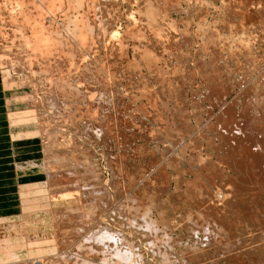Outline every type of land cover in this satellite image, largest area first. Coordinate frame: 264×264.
<instances>
[{"label":"rangeland","instance_id":"obj_1","mask_svg":"<svg viewBox=\"0 0 264 264\" xmlns=\"http://www.w3.org/2000/svg\"><path fill=\"white\" fill-rule=\"evenodd\" d=\"M21 1L26 3L21 4ZM19 5L21 7L18 8ZM25 5H29V9H34L35 5L38 13H35V9L29 11ZM46 7H51L54 14ZM64 7L71 15H68L70 21L67 20L68 13ZM26 9L34 22H42H38L40 26L36 22L32 25L34 22L23 14ZM54 9L58 10L56 15ZM20 13L26 15L24 17L28 23H32L26 26V19L23 21L19 18ZM38 14H42L45 23ZM51 14L55 17H51ZM45 16L55 20L52 22ZM74 16L83 21L88 20L85 24L91 33L88 31L86 36L82 23L76 21ZM14 18H18L19 25ZM0 22V70L6 71L12 78L4 82L7 94L3 99L4 106L7 103L8 110L9 102L11 114L19 111L31 116L27 122L29 125L24 126V133L15 130L14 139L9 133L12 156L5 157H10L5 165L15 169L20 185L31 184L37 189L35 195L19 200L14 208L7 207L0 216L17 215L21 220L24 216L38 215L40 219L37 222L41 221L47 227L38 224L29 232L41 236H59L64 218L70 216L59 213L50 216L45 211H60L82 204L85 205V211L87 208L92 211L97 200L99 202L102 199L100 208L103 222L114 228L116 239H121L122 235L133 241L134 250L145 256L144 264H165L160 250L167 249L170 261L176 264H264V0H0ZM12 22L21 26L24 30L20 27V31H24V34L20 35V31L19 34L15 33L17 30L12 32ZM156 23L163 25L158 27ZM42 26L44 30L46 27L45 31L49 35L46 32L44 34V30L40 32ZM33 27L37 29L36 33ZM61 30L66 32L63 34ZM42 34L49 36L50 41H47L53 45ZM52 34L56 35L55 39H51ZM28 35L41 39L32 40ZM23 37L29 39L25 42ZM70 37H75L74 41ZM87 37L91 40L89 43ZM78 40L81 47L75 43ZM42 41L44 46L52 47L51 51L48 46L39 48ZM86 43L91 45L92 50ZM26 49L27 52H24ZM248 50L250 53L247 54ZM46 52L48 55L43 58ZM57 52H64L61 55L73 53L76 61L73 70L69 66L67 73L66 65L69 62L65 61L66 55L61 56L60 61V56L56 57L59 55ZM80 55L86 61H81ZM35 63L38 69L34 68ZM74 69L77 71L74 72ZM71 73H76L75 77L68 75ZM41 81L47 82L44 84ZM55 81H61L60 90ZM63 81L66 84L71 81V87L67 84V89L65 87L64 92H59L63 88ZM51 82H55L54 85ZM72 89L75 91L72 92ZM49 90L51 93L54 91V95L47 94ZM61 93L66 100L60 96ZM54 97L56 105L53 103ZM16 121L14 119L12 122ZM63 147L67 149L64 155L60 153ZM88 167L94 168L97 176L101 177V180L96 179L98 182L94 180L95 177L92 180L97 183L95 186H99L97 189L100 192L96 188L95 192L90 191L88 198L94 200L90 198L92 202L85 200L83 203L82 193L77 188L83 186L82 189H87L91 182L92 174L88 172ZM73 180L80 182L75 183L78 186L63 191L66 188L64 182L66 184ZM94 182L91 183L92 188ZM44 186L51 192L38 190ZM34 207L36 211H32ZM216 216L221 220L225 218L221 223ZM17 220L11 221L15 223ZM224 220L227 222L224 223ZM89 223V231L92 229L96 234V230L101 229ZM148 224L154 225V231L148 229ZM21 228L22 225L17 231L25 236V229L22 231ZM55 239V245L45 242L48 248L40 241L31 243V246L24 243L22 247L29 246L26 254L35 256L46 253V249L55 247L56 250L59 238Z\"/></svg>","mask_w":264,"mask_h":264},{"label":"bare ground","instance_id":"obj_2","mask_svg":"<svg viewBox=\"0 0 264 264\" xmlns=\"http://www.w3.org/2000/svg\"><path fill=\"white\" fill-rule=\"evenodd\" d=\"M54 1V0H53ZM60 1H62V0H60ZM82 1V0H81ZM95 1V0H94ZM137 1V0H136ZM228 1V0H227ZM14 2V1H13ZM20 2V1H19ZM173 2V1H172ZM22 3H24V2H22L21 1V4ZM26 3V2H25ZM24 3V4H25ZM52 3H55V2H52ZM52 3H50L51 5H52ZM59 3H61V2H59ZM83 3V2H82ZM110 3V2H109ZM16 4H18V3H16ZM50 4H48V5H50ZM70 4V3H69ZM69 4H67V5H69ZM175 4V3H174ZM47 5V6H48ZM59 5V4H58ZM58 5H55V6H57L58 7ZM67 5H65L66 7H67ZM72 5H73V3H72ZM102 5V4H101ZM137 5V4H136ZM146 5V4H145ZM14 6V5H13ZM23 6V5H22ZM26 6V8L29 10V11H33L34 9V11H35V13H36V9L37 8H35V5H34V9L32 8H30L29 9V5H28V7H27V5H25ZM24 6V7H25ZM42 6V5H41ZM70 6V5H69ZM68 6V7H69ZM4 7H6V6H4ZM19 7H21L20 5L18 6V8ZM31 7H33V6H31ZM44 7V6H43ZM62 7H63V5H62ZM140 7V6H139ZM145 7V6H144ZM150 7V6H149ZM175 7V6H174ZM18 8L16 9V10H18ZM23 8V7H22ZM40 8V7H39ZM38 8V9H39ZM46 8H49V7H46ZM45 8V9H46ZM51 8V7H50ZM50 8L49 9H47L48 11L50 10ZM53 8H54V6H53ZM65 8V7H64ZM63 8V9H64ZM114 8V7H113ZM146 8V7H145ZM160 8H162V7H160ZM1 9H2V7H1ZM26 9V10H27ZM42 9V8H41ZM69 9V8H68ZM148 9V8H147ZM151 9V8H150ZM150 9H149V13H150ZM170 9V8H169ZM3 10V9H2ZM13 10V9H12ZM15 10V9H14ZM21 10H23V9H21ZM27 10V11H28ZM46 10V11H47ZM65 10L67 11V17H65V18H67V20L68 21H70L69 19H70V17L69 16H71V15H69L70 13L68 12V10L65 8ZM181 10V9H180ZM24 11V10H23ZM26 11V13H23V12H21V13H23V14H26L27 15V18H28V20L30 19V21L32 20L31 19V17L29 16L31 13H29V11L27 12ZM41 11V10H40ZM43 11V10H42ZM54 11H55V9H54ZM58 11V10H57ZM57 11H55V15H56V12ZM147 11V10H146ZM152 11V13H153V10H151ZM156 11H157V9H156ZM2 12V11H1ZM18 12H19V10H18ZM49 12H53L52 10H50ZM77 12V11H76ZM238 12V11H237ZM10 13H13V12H10ZM17 13V12H16ZM20 13V17L19 18H22L23 19V21H24V19H26L24 16H26V15H22ZM37 13H38V11H37ZM41 13V12H40ZM46 13V12H45ZM45 13H43L44 15H45ZM66 13V12H65ZM84 13V12H83ZM82 13V14H83ZM87 14H88V12H86ZM139 13V12H138ZM165 13V12H164ZM168 13V12H167ZM33 14V13H32ZM47 14H48V12H47ZM53 14H54V12H53ZM53 14H51V15H53ZM61 14V13H60ZM77 14H78V12H77ZM162 14H163V12H162ZM12 14H10V16H11ZM17 15H18V13H17ZM16 15V16H17ZM39 16H42V14H38ZM38 15H34V17L35 16H38ZM49 15H50V13H49ZM55 15H53V16H51V17H55ZM69 15V16H68ZM119 15V14H118ZM152 15V14H151ZM29 16V17H28ZM33 16V15H32ZM38 16V17H39ZM47 16V15H46ZM45 16V17H46ZM76 16V15H75ZM74 16V17H75ZM140 16V15H139ZM160 16V15H159ZM8 17H9V15H8ZM14 17H15V15H14ZM33 17V18H34ZM43 17V16H42ZM42 17L40 18V19H42ZM49 17V16H48ZM48 17H46V18H48ZM77 17H79V16H77ZM151 17H153L154 18V16H151ZM157 17V16H156ZM243 17V16H242ZM16 18V17H15ZM13 19V20H15V21H17V19ZM37 18V17H36ZM38 18V19H39ZM45 18V19H46ZM72 18V17H71ZM147 18V17H146ZM165 18V17H164ZM10 19H11V17H10ZM49 19L50 20H52V22H53V20H55V18H53V19H51L50 17H49ZM61 19V18H60ZM62 19H63V17H62ZM75 19H76V21H79L80 22V24L82 23V28H83V33H85L86 32V36H87V34H89L88 33V31H90V29H89V26L87 25V24H85L87 21H83L82 19H80V17L79 18H76L75 17ZM149 19V18H148ZM147 19V20H148ZM157 19H158V17H157ZM159 19H160V17H159ZM162 19V18H161ZM243 19H244V17H243ZM21 20V19H20ZM34 20H35V18H34ZM43 23H45L44 22V17H43ZM48 20V19H47ZM49 20V21H50ZM94 20V19H93ZM155 20V19H154ZM153 20V21H154ZM166 20H167V17H166ZM245 20V19H244ZM22 20H21V22H23ZM164 21V20H163ZM167 21H169V20H167ZM4 22H5V20H4ZM32 22H34L33 20H32ZM31 22V23H32ZM36 22V21H35ZM35 22L32 24V25H35ZM38 22H41V21H39V20H37V22H36V24L38 23ZM48 22V21H47ZM51 22V21H50ZM72 22V21H71ZM159 22V21H158ZM1 23V22H0ZM13 24H14V26H13V28H11V31L12 32H14V31H16L15 33H18V31H20L21 30V28L20 27H18V25L20 24V22H18L17 21V23H18V25H17V23H15V22H12ZM26 26H28L29 25V23H28V21H27V19H26ZM27 23H28V25H27ZM30 23V24H31ZM42 23V22H41ZM57 23V22H56ZM55 23V24H56ZM70 23V22H69ZM134 23V22H133ZM152 23V22H151ZM240 23V22H239ZM244 23V22H243ZM3 24V23H2ZM39 24V23H38ZM74 24H75V21H74ZM78 24V23H77ZM157 24V23H156ZM9 25V24H8ZM25 25V24H24ZM41 24H39L38 26H40ZM45 25V24H44ZM43 25V26H44ZM49 25V24H48ZM65 25V24H64ZM138 25V24H137ZM158 25V27L161 25V23H159V24H157ZM163 25V24H162ZM161 25V26H162ZM166 25V24H165ZM3 26V25H2ZM43 26H42V28H43ZM46 26V25H45ZM52 26V25H51ZM76 26V25H75ZM79 26V25H78ZM92 26V25H91ZM90 26V27H91ZM94 26V25H93ZM102 26V25H101ZM156 26V25H155ZM174 26V25H173ZM246 26V25H245ZM7 27V26H6ZM65 27V26H64ZM80 27V26H79ZM142 27V26H141ZM171 27V26H170ZM264 27V26H263ZM25 28V27H24ZM31 28H32V26H31ZM36 28H37V26H36ZM49 28V27H48ZM63 28V27H62ZM67 28V27H66ZM69 28V27H68ZM72 28V27H71ZM92 29H93V27H91ZM8 29H10V27H8ZM12 29H15V30H12ZM38 29H39V27H38ZM50 29V28H49ZM48 29V30H49ZM53 29V28H52ZM77 29V32H78V30H79V28L77 27L76 28ZM76 29H75V32H76ZM97 29V28H96ZM162 29V28H161ZM244 29V28H243ZM22 30H24L23 28H22ZM21 30V31H22ZM27 30V29H26ZM31 29H29V31H30ZM33 30H34V27H33ZM32 30V31H33ZM37 30V29H36ZM36 30H34L35 31V33H36ZM41 30H44V28L43 29H41V27H40V32H41ZM45 30H46V27H45ZM44 30V34H45V31ZM65 30V29H64ZM63 30V31H64ZM67 30V29H66ZM165 30V29H164ZM168 30V29H167ZM209 30H210V27H209ZM20 31V32H21ZM39 31V30H38ZM50 31V30H49ZM72 31V30H71ZM159 31V30H158ZM157 31V32H158ZM161 31V30H160ZM48 32V31H47ZM46 32V33H47ZM54 32V31H53ZM61 32H62V30H61ZM66 31H64V33H65ZM69 32V31H68ZM74 32V33H75ZM82 32V30H80V33ZM237 32V31H236ZM245 32V31H244ZM30 33V32H29ZM35 33H33L34 35H36ZM41 33H43V32H41ZM51 33V32H50ZM63 33V32H62ZM63 33V34H64ZM70 33V32H69ZM90 33H91V31H90ZM141 33V32H140ZM161 33V32H160ZM230 33V32H229ZM250 33V32H249ZM13 34V33H12ZM19 34V33H18ZM22 34H24V31L23 32H21V34L20 35H22ZM31 34V33H30ZM32 34V35H33ZM37 34H38V32H37ZM48 34V33H47ZM57 34V33H56ZM206 34V33H205ZM213 34V33H212ZM221 34V33H220ZM1 35H2V32L0 31V38H1ZM25 35L27 36V34L25 33ZM33 35V36H34ZM43 35V34H42ZM49 35V34H48ZM59 35H60V32H59ZM62 35V34H61ZM77 35V34H76ZM99 35V34H98ZM113 35V34H112ZM158 35V34H157ZM160 35V34H159ZM173 35V34H172ZM25 36V37H26ZM29 36V35H28ZM31 36V35H30ZM29 36V37H30ZM39 36H40V34H39ZM51 36V35H50ZM56 36V35H55ZM55 36H54V34H52V36H51V39H55ZM65 36H67V35H65ZM70 36H71V34H70ZM77 36H79V35H77ZM80 36H81V34H80ZM110 36V35H109ZM137 36V35H136ZM161 36V35H160ZM25 37H23L24 38V41L26 40V39H29V37H27L26 39H25ZM43 38L44 37H47V35L46 36H42ZM49 37V36H48ZM47 37V38H48ZM52 37H54V38H52ZM62 37V36H61ZM60 37V38H61ZM68 37V36H67ZM76 37V36H75ZM75 37H70V39H73V41H74V38ZM81 37H83V38H85L84 36H81ZM88 37H89V35H88ZM87 37V43H89V41H91L89 38ZM104 37V36H103ZM168 37V36H167ZM208 37V36H207ZM247 37V36H246ZM22 38V39H23ZM32 38H38L37 36H35V37H32L31 36V39ZM40 38V37H39ZM38 38V39H39ZM42 38V39H43ZM136 38V37H135ZM138 38V37H137ZM6 39V38H5ZM18 39V38H17ZM16 39V40H17ZM21 39V38H20ZM41 39V38H40ZM79 39V38H78ZM81 39V38H80ZM79 39V40H80ZM159 39V38H158ZM165 39V38H164ZM189 39V38H188ZM19 40V39H18ZM33 40V39H32ZM36 40V39H35ZM46 41L47 40H49V38L48 39H45ZM45 40H43V41H45ZM75 40H77V39H75ZM77 41V42H75L76 43V45L78 44H80V41ZM101 40V39H100ZM123 40V39H122ZM20 41V40H19ZM29 41V40H28ZM31 41V40H30ZM36 41H39V40H36ZM41 41V40H40ZM42 41V42H43ZM50 41V40H49ZM49 41H47L48 43H52V42H49ZM63 41H65V39L63 40ZM71 41V40H70ZM194 41V40H193ZM218 41V40H217ZM14 42V41H13ZM16 42V41H15ZM18 42V41H17ZM26 42V41H25ZM47 42H46V44H47ZM86 42V41H85ZM162 42V41H161ZM171 42V41H170ZM178 42V41H177ZM195 42V41H194ZM20 43V42H19ZM32 43V42H31ZM31 43H29V44H31ZM34 43V42H33ZM35 43H37V42H35ZM40 43V42H39ZM75 43H74V47H75ZM86 43V44H87ZM149 43V42H148ZM18 44V43H17ZM28 44V43H27ZM43 44H45L44 42L41 44V47L39 46V48H42V45ZM55 45L57 44V43H54ZM62 44V43H61ZM39 45V44H38ZM50 45V44H49ZM51 45H53V43L51 44ZM50 45V46H51ZM54 45V46H55ZM60 45V44H59ZM71 45H72V43H71ZM90 44H87V46H88V48L90 47V50H92L91 49V45L89 46ZM93 45V44H92ZM119 45V44H118ZM169 45V44H168ZM210 45V44H209ZM225 45V44H224ZM32 46V45H31ZM34 46H36V49H37V45H35L34 44ZM45 46H48V45H45ZM45 46L43 45V47L45 48ZM53 46V47H54ZM58 46V45H57ZM82 45H79V47H81ZM134 46V45H133ZM204 46V45H203ZM29 47V46H28ZM49 47V46H48ZM104 47V46H103ZM178 47V46H177ZM23 48H24V46H23ZM31 48V47H30ZM39 48H38V50H39ZM52 49V47H49V50L51 51V49ZM59 48V47H58ZM65 48H67L66 46H65ZM76 48H78V46H76ZM83 48V47H82ZM125 48V47H124ZM46 49H47V47H46ZM57 49V48H56ZM56 49H54L55 50V52H56ZM63 49V46H62V48H61V50ZM81 49V48H80ZM79 49V50H80ZM85 49V48H84ZM38 50H37V52H38ZM58 50V49H57ZM60 50V49H59ZM60 50V51H61ZM66 51L68 50V49H65ZM65 50H63V51H65ZM79 50H77V51H75V52H78ZM81 50H83V49H81ZM87 50V49H86ZM85 50V51H86ZM233 50V49H232ZM34 52H35V50H33ZM150 51V50H149ZM244 51V50H243ZM24 52H27V49H26V51H24ZM28 52H29V50H28ZM49 52V51H48ZM53 52V51H52ZM248 52L250 53V51L248 50L247 51V54H248ZM30 53V52H29ZM40 53V52H39ZM47 53V52H46ZM45 53V55H44V57L43 58H46V56L48 55V53L46 54ZM50 53V52H49ZM58 54H59V52H57ZM62 53H64V52H62ZM62 53H60L58 56H56V57H59L58 59H60L61 58V56H64L65 57V55H66V60L65 61H67L68 60V62H69V65L67 66L66 65V67H68V69H67V73H68V70H70L69 69V66H71L70 68H71V70H73V68L75 67V56H73V53L72 52H69L70 53V55L68 54V52H66L65 53V55H61ZM80 53V52H79ZM86 53V57H88L87 56V52H85ZM88 53H90L89 51H88ZM42 53H40V55H41ZM72 54V55H71ZM168 54V53H167ZM189 54V53H188ZM237 54V53H236ZM246 54V53H245ZM33 55V54H32ZM50 55V54H49ZM145 55V54H144ZM186 55V54H185ZM81 56V55H80ZM80 56H78L77 58H79ZM156 56V55H155ZM175 56V55H174ZM32 57V56H31ZM35 57V56H34ZM53 57V55L52 56H50V58H52ZM82 58H81V61L83 60V61H86V60H84L83 59V56H81ZM86 57H85V59H86ZM93 57V56H92ZM152 57V56H151ZM232 57V56H231ZM235 57H236V55H235ZM28 58V57H27ZM26 58V59H27ZM30 58V57H29ZM50 58H48L49 59V61L50 62H52L51 60H50ZM63 58V57H62ZM188 58V57H187ZM247 58V57H246ZM24 59V58H23ZM56 59V58H55ZM88 60V59H87ZM17 61V60H16ZM40 61V60H39ZM46 61V60H45ZM60 61H61V59H60ZM80 61V59H79V63L81 62ZM150 61H151V59H150ZM235 61H237V60H235ZM63 62V61H62ZM241 62V61H240ZM32 63V62H31ZM37 63V62H36ZM34 64V68H37L36 67V65L37 64ZM39 63V62H38ZM46 63H47V61H46ZM163 63V62H162ZM228 63V62H227ZM238 63V62H237ZM257 63V62H256ZM1 64H2V60H0V67H1ZM153 64V63H152ZM210 64V63H209ZM251 64V63H250ZM26 65H27V63H26ZM46 65V64H45ZM154 65V64H153ZM31 66V65H30ZM65 66V65H64ZM74 66V67H73ZM78 66V65H77ZM162 66V65H161ZM233 66V65H232ZM24 67V66H23ZM32 67V66H31ZM79 67V66H78ZM78 67H76V68H78ZM205 67V66H204ZM39 68V67H38ZM37 68V69H38ZM56 68H58V67H56ZM55 68V69H56ZM75 68V69H76ZM89 68V67H88ZM99 68V67H98ZM129 68V67H128ZM157 68V67H156ZM183 68V67H182ZM255 68V67H254ZM64 69H65V67H64ZM74 69V70H75ZM82 69H83V66H82ZM250 69V68H249ZM259 69V68H258ZM28 70V69H27ZM42 70H44V69H42ZM85 70H87V69H85ZM152 70V69H151ZM41 71V70H40ZM77 70H75L74 72H76ZM83 71V70H82ZM154 71V70H153ZM197 71V70H196ZM24 72V71H23ZM73 72V71H72ZM87 72V71H86ZM90 72V71H89ZM92 72V71H91ZM108 72V71H107ZM218 72H219V70H218ZM253 72V71H252ZM0 75H1V86H3V95H4V97L7 95L6 93H5V90H6V88H5V86H4V82L6 81V82H8L10 79H12V78H10V74H7V72L5 71V73L4 72H2L1 70H0ZM67 73H65V75L67 74ZM71 74H73V73H71ZM71 74H68L69 76H73V77H75V75H76V73L75 74H73V75H71ZM80 74V73H79ZM79 74H77L78 76H79ZM87 74V73H86ZM109 74V73H108ZM186 74V73H185ZM199 74V73H198ZM219 74V73H218ZM260 74V73H259ZM263 74V73H262ZM143 75V74H142ZM161 75V74H160ZM171 75V74H170ZM197 75V74H196ZM50 76V75H49ZM51 76H52V74H51ZM59 76H61V73L59 74ZM81 76V75H80ZM83 76V75H82ZM118 76V75H117ZM144 76V75H143ZM46 77V76H45ZM53 77V76H52ZM64 77V76H63ZM196 77V76H195ZM207 77V76H206ZM212 77V76H211ZM49 78V77H48ZM57 78V77H56ZM60 78V77H59ZM67 78V77H66ZM78 78V77H77ZM109 78V77H108ZM140 78V77H139ZM152 78V77H151ZM258 78V77H257ZM45 79H47V78H45ZM53 79H55L54 77H53ZM62 79V78H61ZM74 79H76V78H74ZM110 79V78H109ZM123 79V78H122ZM166 79V78H165ZM256 79V78H255ZM50 80H52V79H50ZM56 80V79H55ZM63 80V79H62ZM65 80V79H64ZM78 80V79H77ZM82 80V79H81ZM81 80H79L80 82H81ZM84 80V79H83ZM175 80H176V78H175ZM205 80V79H204ZM246 80H248V79H246ZM39 81V80H38ZM47 81H49V79L47 80ZM47 81H44V82H47ZM57 81V80H56ZM55 81V82H56ZM76 81V80H75ZM148 81V80H147ZM217 81V80H216ZM257 81V80H256ZM36 83H38L37 82V80L35 81ZM34 82V83H35ZM41 82H43V81H41ZM43 82V83H44ZM55 82H53V83H55ZM61 82V81H60ZM60 82L59 83H57L58 85L60 84ZM69 82V83H68ZM67 82V84L71 87V85H70V82L71 81H68ZM77 82V81H76ZM245 82V81H244ZM52 83V82H51ZM50 83V85H52ZM65 81H63L62 83H61V88H62V90L66 87V89H67V84L65 83ZM116 83V82H115ZM218 83V82H217ZM8 84V83H7ZM33 84V83H32ZM45 84V83H44ZM43 84V85H44ZM154 84V83H153ZM54 85V84H53ZM8 86V85H7ZM45 86V85H44ZM113 86V85H112ZM218 86V85H217ZM230 86V85H229ZM60 85L58 86V89L60 90ZM70 87L68 88V90L70 89ZM168 87V86H167ZM182 87V86H181ZM207 87V86H206ZM45 88V87H44ZM49 88V87H48ZM74 88V87H73ZM178 88V87H177ZM37 89V88H36ZM47 89V88H46ZM50 89V88H49ZM111 89V88H110ZM171 89V88H170ZM224 89V88H223ZM228 89V88H227ZM59 91V92H64V90L63 91ZM150 90V89H149ZM10 91V90H9ZM35 91V90H34ZM41 91V90H40ZM44 91V90H43ZM70 91V90H69ZM73 91H75V90H73L72 89V92ZM143 91V90H142ZM196 91V90H195ZM202 91V90H201ZM253 91H254V89H253ZM36 92V91H35ZM209 92V91H208ZM225 92V91H224ZM241 92V91H240ZM259 92V91H258ZM47 94L48 93H51V91L49 90L48 92H46ZM52 93H53V95H54V91H52ZM51 93V94H52ZM58 93V92H57ZM76 93V92H75ZM246 93V92H245ZM262 93V92H261ZM44 94H45V92H44ZM51 94L50 95H48V100H49V97L51 98ZM56 94V93H55ZM62 94V93H61ZM68 94V93H67ZM88 94V93H87ZM147 94H149V93H147ZM146 94V95H147ZM193 94V93H192ZM209 94V93H208ZM217 94V93H216ZM30 95V94H29ZM257 95V94H256ZM35 96V95H34ZM60 96H63V94L62 95H60ZM81 96V95H80ZM145 96V95H144ZM244 96V95H243ZM55 97H56V95H55ZM55 97H54V102L53 103H55V105H56V101H55ZM112 97V96H111ZM147 97V96H146ZM196 97V96H195ZM217 97V96H216ZM57 98V97H56ZM63 98H64V96H63ZM68 98V97H67ZM27 99H29V98H27ZM34 99V98H33ZM32 100V99H31ZM30 100V101H31ZM58 100V99H57ZM63 100H66L65 98L63 99ZM63 100H62V103H63ZM238 100V99H237ZM34 101V100H33ZM39 101V100H38ZM43 101H44V99H43ZM252 101V100H251ZM59 102H60V100H59ZM58 101H57V104L59 103ZM169 102V101H168ZM35 103V102H34ZM48 103V102H47ZM11 104V103H10ZM221 104V103H220ZM12 105V104H11ZM13 105L14 106H16L15 105V103L13 102ZM59 105V104H58ZM64 105V104H63ZM165 105V104H164ZM9 102H8V110H7V103H6V105L4 106L5 107V109H4V113H5V115H7L8 116V120H9V126H10V133H11V135H12V138L14 139L15 138V130H22V132L24 133V126L25 125H29L27 122H29L30 120V118H31V116H27L26 114H24V113H20L19 111H17L15 114L14 113H12L11 114V110L9 109ZM37 106V105H36ZM60 106V105H59ZM29 107V106H28ZM55 107V106H54ZM69 107V106H68ZM249 107V106H248ZM37 108H38V106H37ZM44 108H46L45 106H44ZM67 108V107H66ZM247 108V107H246ZM12 109V108H11ZM35 109V108H34ZM41 109V111L43 110L42 108H40ZM57 109V108H56ZM59 109V108H58ZM65 109V108H64ZM76 109V108H75ZM166 109V108H165ZM45 110H49V109H45ZM52 109H50L49 111H51ZM16 111V110H15ZM55 111V110H54ZM54 111H52V112H54ZM228 111V110H227ZM245 111V110H244ZM168 112H170V111H168ZM231 112V111H230ZM39 113V112H38ZM43 113V112H42ZM45 113V112H44ZM43 113V114H44ZM49 113H51V112H49ZM229 113V112H228ZM233 113V112H232ZM241 113V112H240ZM243 113V112H242ZM17 114V115H16ZM40 114V113H39ZM59 114V113H58ZM46 115H47V113H46ZM60 115V114H59ZM246 115V114H245ZM42 116V115H41ZM43 116H45V115H43ZM261 116V115H260ZM39 117V116H38ZM54 117H56V116H53V118ZM69 117V116H68ZM87 117V116H86ZM158 117V116H157ZM179 117V116H178ZM21 120H23V121H21ZM37 118V117H36ZM45 118V117H44ZM61 118V117H60ZM160 118V117H159ZM14 119L15 120H17L16 122H12V121H14ZM165 119V118H164ZM217 119V118H216ZM19 120H20V122H19ZM37 120H39V118L37 119ZM40 120H41V118H40ZM155 120V119H154ZM252 120V119H251ZM45 121V120H44ZM47 121V120H46ZM171 121V120H170ZM226 121V120H225ZM41 122H42V120H41ZM57 122V121H56ZM63 122V121H62ZM65 122H66V119H65ZM258 122V121H257ZM30 123H33V122H30ZM46 123V122H45ZM216 123V122H215ZM244 123V122H243ZM256 123V122H255ZM210 124V123H209ZM236 124V123H235ZM8 125V124H7ZM45 125V124H44ZM48 125V124H47ZM219 125V124H218ZM250 125V124H249ZM53 126V125H52ZM59 126V125H58ZM68 126V125H67ZM71 126V125H70ZM45 127H46V125H45ZM61 127V126H60ZM168 127V126H167ZM204 127V126H203ZM214 127V126H213ZM240 127V126H239ZM22 128V129H21ZM29 128H30V126H29ZM164 128V127H163ZM170 128V127H169ZM168 128V129H169ZM251 128V127H250ZM37 130V129H36ZM43 130V129H42ZM167 130V129H166ZM234 130V129H233ZM242 130V129H241ZM153 132V131H152ZM167 132V131H166ZM223 132V131H222ZM30 133V132H29ZM249 133V132H248ZM22 134V133H21ZM54 134V133H53ZM168 134V133H167ZM254 134H256V133H254ZM44 135V134H43ZM151 135V134H150ZM245 135V134H244ZM259 135V134H258ZM22 136V135H21ZM20 135L18 136V137H21ZM68 136V135H67ZM220 137V136H219ZM231 137V136H230ZM255 137V136H254ZM46 138V137H45ZM235 138V137H234ZM257 138V137H256ZM259 138V137H258ZM67 139H69V138H67ZM72 139V138H71ZM262 139V138H261ZM260 139V140H261ZM53 140V139H52ZM163 140V139H162ZM252 140V139H251ZM72 141V140H71ZM241 141V140H240ZM56 142V141H55ZM161 142V141H160ZM211 142V141H210ZM73 144V143H72ZM194 144V143H193ZM61 145V144H60ZM65 145H67V144H65ZM65 145H63L64 147H65ZM70 145V144H69ZM200 145V144H199ZM207 145V144H206ZM212 145V144H211ZM233 145V144H232ZM193 146V145H192ZM195 146V145H194ZM224 146V145H223ZM63 147V149L61 150V152L60 153H62L63 155H64V153L65 152H67V149H65V148H68L67 146L64 148ZM215 147V146H214ZM235 147H237V146H235ZM255 147V146H254ZM231 148V147H230ZM242 148V147H241ZM260 148V147H259ZM212 149V148H211ZM181 150V149H180ZM196 150V149H195ZM248 150V149H247ZM72 151V150H71ZM214 151V150H213ZM229 151V150H228ZM234 151V150H233ZM165 152V151H164ZM237 152V151H236ZM246 152V151H245ZM257 152V151H256ZM261 152V151H260ZM57 153V152H56ZM242 153V152H241ZM243 154V153H242ZM13 155H14V152H13ZM54 155L56 156L57 154H55V151H54ZM60 155V154H59ZM251 155V154H250ZM8 156H12V155H8ZM61 156V155H60ZM244 156H245V154H244ZM9 157V158H10ZM58 157V156H57ZM161 157V156H160ZM183 157V156H182ZM253 157V156H252ZM9 158H5V157H3V158H1L0 159V164H5V163H7V161L6 160H9ZM51 158H53V157H51ZM56 158V157H55ZM60 158V157H59ZM179 158V157H178ZM13 159V158H12ZM54 159V158H53ZM122 159V158H121ZM230 159V158H229ZM242 159V158H241ZM245 159V158H244ZM243 159V160H244ZM253 159V158H252ZM11 160V159H10ZM58 160V158H56V161ZM61 160V159H60ZM176 160V159H175ZM209 160V159H208ZM59 161V160H58ZM162 161V160H161ZM247 161V160H246ZM260 161V160H259ZM10 162V161H9ZM49 162V161H48ZM60 162V161H59ZM210 163V162H209ZM208 163V164H209ZM244 163V162H243ZM247 163V162H246ZM258 164H259V162H258ZM238 165V164H237ZM260 165V164H259ZM9 167V166H8ZM8 167H6V165H4V168L3 169H0V171H6V169L8 170L9 168ZM93 167V166H92ZM200 167V166H199ZM16 168V167H15ZM211 168V167H210ZM259 168V167H258ZM88 169H89V167H88ZM94 169V168H93ZM92 168H90L89 170H88V172L90 173V175H91V177L92 178H90L91 179V182L89 183V188L93 185V184H91V183H93L94 181H92L93 180V178L95 177V181H97L96 179L97 178H99L97 175L98 174H96L95 172H94V170H93ZM179 169V168H178ZM197 169V168H196ZM220 169V168H219ZM15 170V169H14ZM259 170V169H258ZM70 171V170H69ZM165 171V170H164ZM179 171V170H178ZM73 172H74V170H73ZM160 172V171H159ZM213 172V171H212ZM256 172V171H255ZM88 173V174H89ZM251 173V172H250ZM73 174V173H72ZM178 174V173H177ZM228 174V173H227ZM262 174V173H261ZM69 175H71V173H69ZM136 175V174H135ZM138 175V174H137ZM213 175V174H212ZM255 175V174H254ZM51 176V175H50ZM74 176V175H73ZM79 176V175H78ZM89 176V175H88ZM217 176V175H216ZM132 177V176H131ZM134 177V176H133ZM207 177V176H206ZM227 177V176H226ZM74 177H72V179H73ZM101 178V177H100ZM99 178V179H100ZM209 178H211V177H209ZM90 179H89V181H90ZM224 179V178H223ZM227 179V178H226ZM50 180V179H49ZM55 180V179H54ZM68 180V179H67ZM77 180V179H76ZM81 180V179H80ZM101 180V179H100ZM99 180V181H100ZM144 180V179H143ZM142 180V181H143ZM146 180V179H145ZM211 180V179H210ZM60 181V180H59ZM58 181V182H59ZM64 181V180H63ZM134 181V180H133ZM212 181V180H211ZM17 182V181H16ZM77 182V181H76ZM75 182V180H73V181H69V182H66V184L68 183V186L65 184V182H64V185L66 186V188H63V191H66V190H68L69 188H71V187H74V186H78V184H75L76 183ZM98 182V181H97ZM227 182V181H226ZM252 182V181H251ZM55 183V182H54ZM77 183H80L79 181L77 182ZM141 183V182H140ZM186 183V182H185ZM189 183V182H188ZM40 184V183H39ZM95 184H97L96 182H94V188H92V190H91V188L89 189L88 188V186H87V189H82L83 188V186H80V187H78L77 189H78V191H79V193H82V199H83V203L85 202V200H90V198L91 197H89L88 198V195L87 194H89V192L90 191H94L95 192V188L97 189L98 187H96L95 186ZM152 184V183H151ZM240 184V183H239ZM264 184V183H263ZM17 185H19L20 186V189H17V191H18V193H17V191H16V193H14V194H16V196H17V199L18 200H16V202H13V203H11L13 206H17V204L19 203V200H21V201H23V198H26L27 196H31V195H35L36 193H37V189L33 186V185H31V184H27V185H20L18 182H17ZM61 185V184H60ZM80 185V184H79ZM82 185V184H81ZM153 185V184H152ZM37 186L39 187L40 185H38L37 184ZM43 186V185H42ZM45 186H48V185H45ZM44 186V188H38V190L40 189V191L41 192H43V193H45V192H47V191H50L51 192V190H49L48 189V187H45ZM50 186V185H49ZM127 186H128V184H127ZM131 186V185H130ZM154 186H156V185H154ZM220 186V185H219ZM233 186V185H232ZM129 187V186H128ZM50 188V187H49ZM51 189V188H50ZM56 189V188H55ZM196 189V188H195ZM204 189V188H203ZM226 189V188H225ZM47 190V191H46ZM87 190V191H86ZM127 190V189H126ZM167 190V189H166ZM97 192H100L98 189L96 190ZM202 191V190H201ZM211 191V190H210ZM36 192V193H35ZM94 192H92V193H94ZM117 192V191H116ZM35 193V194H34ZM48 193V192H47ZM91 193V196L93 195ZM172 193V192H171ZM132 194V193H131ZM211 194V193H210ZM84 195V196H83ZM153 195V194H152ZM218 195V194H217ZM243 195V194H242ZM126 196V195H125ZM136 196V195H135ZM139 196H141V197H143L142 195H139ZM144 196H146V195H144ZM256 196V195H255ZM85 197V198H84ZM96 197V196H95ZM94 197V198H95ZM122 197V196H121ZM120 197V198H121ZM178 197V196H177ZM215 197V196H214ZM242 197V196H241ZM138 198L139 197H137V200H138ZM236 198V197H235ZM240 198V197H239ZM249 198V197H248ZM92 199V198H91ZM144 199V198H143ZM196 199V198H195ZM241 199V198H240ZM92 200H94V199H92ZM92 200H90L91 202H92ZM102 200V199H101ZM101 200H99V202H98V200H97V202L94 204V208H92L93 210L95 209V207H97L96 209L98 210H96V212L94 213V211L92 210L91 211V209H89V208H87L88 210H84V208H85V205L84 204H82L81 206L80 205H78V206H69V207H66V208H64V209H60V211H57V210H54V209H49V210H52V211H49V212H46L45 211V213H47V214H49L50 216H53V214L54 213H59L60 215H69L70 216V218H64L65 219V221H64V225L62 224L61 225V234L59 235V236H57L56 235V232L54 233L58 238H59V240H57V239H55L56 238V236H50V234L49 235H42L41 236V234H39V233H37V234H35L34 235V233L33 232H29V229H32L33 230V228H35V227H37L36 225H38V224H40V226H46L44 223H41V221H40V223L39 222H37L39 219H40V216H38V215H33V216H24V217H22L23 219H21V220H23L22 222H20L21 220L20 219H18V218H20V216H17V215H9V217H7V216H0V264H144V262H143V260H145V256H142V254L141 253H139V251L138 252H136L135 250H134V245H133V241L131 240L130 241V239H128L127 237H124V236H122L121 235V239H116L115 238V233H116V231L115 230H113L114 228L113 227H109V225H108V223H106V222H103L104 221V219H102L103 218V216H102V214H101V210H102V208H100L102 205V202H100ZM133 200H135V197H134V199ZM140 200V199H139ZM202 200V199H201ZM207 200V199H206ZM238 200V199H237ZM242 200H243V197H242ZM129 201V200H128ZM151 201V200H150ZM168 201V200H167ZM241 201V200H240ZM246 201V200H245ZM95 202V201H94ZM138 202V201H137ZM154 202V201H153ZM198 202V201H197ZM238 202V201H237ZM252 202V201H251ZM21 203V202H20ZM247 203V202H246ZM253 203V202H252ZM254 203H255V201H254ZM93 204V203H92ZM129 204V203H128ZM133 204V203H132ZM139 204V202L137 203V205ZM232 204V203H231ZM236 204H238V203H236ZM10 205V204H9ZM20 205V204H19ZM109 205H110V203H109ZM134 205V204H133ZM136 205V206H137ZM141 205V204H140ZM210 205V204H209ZM234 206V205H233ZM235 206H237V205H235ZM250 206V205H249ZM7 207H9V206H6V207H4V205H3V203H2V209L0 208V210H2V211H0V213H4V209H6ZM112 207V206H111ZM141 207V206H140ZM258 207H259V205H258ZM11 208V207H10ZM207 208H209V207H207ZM227 208H229V207H227ZM237 208H239V207H237ZM249 208V207H248ZM36 207H34V210H32V211H36ZM236 209V208H235ZM246 209V208H245ZM255 209V208H254ZM25 210V209H24ZM151 210V209H150ZM188 210V209H187ZM207 210V209H206ZM205 210V211H206ZM231 210V209H230ZM244 210V209H243ZM7 211H9V210H7ZM31 211V210H30ZM31 211V212H32ZM133 211V210H132ZM135 211V210H134ZM139 211V210H138ZM246 211V210H245ZM258 211V210H257ZM53 212V213H52ZM164 212V211H163ZM162 212V213H163ZM223 212H225V211H223ZM222 211H221V213H223ZM250 212V211H249ZM252 212H254V211H252ZM21 213H23V212H21ZM139 213V212H138ZM201 213V212H200ZM211 213V212H210ZM234 213V212H233ZM242 213V212H241ZM255 213V212H254ZM125 214V213H124ZM206 214V213H205ZM229 214V213H228ZM238 214V213H237ZM243 214V213H242ZM245 214V213H244ZM243 214V215H244ZM260 214V213H259ZM149 215V214H148ZM165 215V214H164ZM169 215V214H168ZM203 215V214H202ZM213 215V214H212ZM222 215V214H221ZM49 216V217H50ZM55 216V215H54ZM150 216V215H149ZM220 216V215H219ZM242 216V215H241ZM259 216V215H258ZM64 217V216H63ZM62 217V218H63ZM115 217V216H114ZM203 217H204V215H203ZM217 217V219H218V216H216ZM228 217V216H227ZM231 217V216H230ZM236 217V216H235ZM234 217V218H235ZM55 218V217H54ZM118 218V217H117ZM225 218V217H224ZM224 218H222V220L221 219H218L219 221H221V223H222V221H223V219ZM12 219H14V220H17L15 223H13V221H11ZM52 219H53V217H52ZM51 219V220H52ZM152 219V218H151ZM173 219V218H172ZM205 219V218H204ZM204 219H203V221H204ZM214 219H215V217H214ZM230 219V218H229ZM254 219V218H253ZM86 220H89L88 222L86 221ZM109 220V219H108ZM147 220V219H146ZM210 219H208V220H206V221H209ZM140 221H142V220H140ZM166 221V220H165ZM91 223V225L92 224H95V226L96 227H101V229H97L96 231H98V232H96V234H95V232L94 231H92V229H90V231L88 230L89 228H88V223ZM205 222V221H204ZM217 222V221H216ZM227 221L226 220H224V223H226ZM256 222V221H255ZM89 223V224H90ZM134 223V222H133ZM139 223V222H138ZM177 223V222H176ZM204 224V223H203ZM208 224V223H207ZM259 224V223H258ZM20 225H22V228L20 229V230H24L25 229V233H23L25 236H22L21 235V233L19 232V231H17L18 230V228L20 227ZM56 225V224H55ZM107 225H108V228H107ZM119 225V224H118ZM205 225V224H204ZM214 225V224H213ZM221 225H223V224H221ZM226 225V224H225ZM230 225V224H229ZM250 225H251V223H250ZM253 225V224H252ZM252 225L250 226V227H252ZM111 226V225H110ZM142 226V225H141ZM146 226H148V229H151L152 231H154V225L153 224H148V225H146ZM203 226V225H202ZM205 226H207V227H209V225H205ZM212 226V225H211ZM232 226V225H231ZM47 227V226H46ZM98 227V228H99ZM206 227V228H207ZM228 227V226H227ZM43 228V227H42ZM41 228V229H42ZM59 228V227H58ZM58 228H57V230H58ZM94 228V227H93ZM203 228V227H202ZM249 228V227H248ZM208 229V228H207ZM22 230V231H23ZM150 230V231H151ZM208 230H210V229H208ZM218 230V229H217ZM229 230H231V229H229ZM41 231V230H40ZM55 231V230H54ZM91 231L92 232H94V233H91ZM149 231V232H150ZM151 231V232H152ZM205 231H206V229H205ZM214 231V230H213ZM247 231V230H246ZM245 231V232H246ZM258 231V230H257ZM42 232V231H41ZM120 232V231H119ZM228 232V231H227ZM231 232V231H230ZM229 232V233H230ZM33 233V234H32ZM208 233H209V231H208ZM212 233V232H211ZM67 234V235H66ZM76 234H77V236H76ZM238 234V233H237ZM250 234V233H249ZM65 235V236H64ZM211 235V234H210ZM214 235V234H213ZM75 236V237H74ZM147 236V235H146ZM233 236V235H232ZM62 237H64L62 240L60 239V238H62ZM220 237V236H219ZM55 240H57L56 242H59V245L56 243V245L58 246H56V250H55V247H54V249H46V253H48V252H50V251H52V252H50V253H48V254H46V253H43L44 254V256L43 257H41L43 254H39V255H35V256H30L29 254L27 255L26 254V252H27V250L29 251V246H24V248L22 247V245L24 244V245H26V243L28 244L29 243V245L31 246V243H35V242H37V241H40L41 243H44V245L46 246V248H48L47 246H49V245H46V243L47 242H50V243H52L53 242V244L55 245V243H54V239ZM166 238V237H165ZM263 238V237H262ZM167 239V238H166ZM254 239V238H253ZM50 240V241H49ZM119 240V241H118ZM161 240V239H160ZM239 240V239H238ZM256 240V239H255ZM72 243H71V242ZM140 241V240H139ZM158 241V240H157ZM164 241H166L165 239H164ZM46 242V243H45ZM66 242V243H65ZM159 242V241H158ZM168 242V241H167ZM160 243V242H159ZM177 243V242H176ZM209 243V242H208ZM39 244V243H38ZM64 244H65V246H64ZM67 244V245H66ZM172 244H174L173 242H172ZM172 244H171V246H172ZM60 245H61V247H60ZM160 245V244H159ZM162 245V244H161ZM209 245V244H208ZM246 245V244H245ZM63 246V247H62ZM173 246H175V244L173 245ZM238 246V245H237ZM152 247H153V245H152ZM256 247V246H255ZM161 248V247H160ZM170 248V247H169ZM173 248V247H172ZM190 248V247H189ZM226 248V247H225ZM242 248V247H241ZM254 248V247H253ZM252 248V249H253ZM260 248V247H259ZM136 249V248H135ZM163 249V248H162ZM137 250V249H136ZM167 250H169V249H167ZM167 250L165 251H163V250H160V252H161V254L164 256V263L165 264H176V262L174 261V262H171L170 261V259H169V252H167ZM177 250V249H176ZM159 252V251H158ZM160 252H159V255H160ZM173 252V251H172ZM31 253V252H30ZM188 253V252H187ZM186 253V254H187ZM144 254V253H143ZM158 254V253H157ZM139 255V256H138ZM195 255V254H194ZM136 256H138L139 258L137 259V257ZM162 256V257H163ZM175 256V255H174ZM176 256H177V254H176ZM186 256V255H185ZM140 257H144L143 259H141ZM182 257H184V255L182 256ZM202 257V256H201ZM171 258V257H170ZM174 258V257H173ZM185 258V257H184ZM188 258V257H187ZM186 258V259H187ZM141 259V260H140ZM183 259V258H182ZM186 259H184V261L186 260ZM200 259V258H199ZM167 260H169L168 261V263H167ZM191 260V259H190ZM192 260H194V259H192ZM187 261V260H186ZM188 261H189V259H188ZM143 262V263H142ZM146 262V261H145ZM194 262H195V260H194ZM199 262V261H198ZM198 262H196V263H198ZM189 263V262H188ZM146 264V263H145Z\"/></svg>","mask_w":264,"mask_h":264},{"label":"crops","instance_id":"obj_3","mask_svg":"<svg viewBox=\"0 0 264 264\" xmlns=\"http://www.w3.org/2000/svg\"><path fill=\"white\" fill-rule=\"evenodd\" d=\"M3 99H4L3 86H1V76H0V159L3 157H7L9 154L10 155L12 154L11 147L9 146L10 126H9L8 116L5 115L4 113L5 101ZM4 165L5 164H0V169H3ZM16 181H17L16 174L13 169L0 171V208L1 209H2V203L4 207L10 206L11 208H14V206L11 203L16 202L17 200L16 195L14 193H16L19 185L17 186ZM10 212L11 211H9L8 213Z\"/></svg>","mask_w":264,"mask_h":264}]
</instances>
